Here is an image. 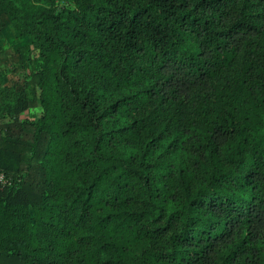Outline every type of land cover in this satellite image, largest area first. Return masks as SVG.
Instances as JSON below:
<instances>
[{
    "label": "trees",
    "instance_id": "16d2710c",
    "mask_svg": "<svg viewBox=\"0 0 264 264\" xmlns=\"http://www.w3.org/2000/svg\"><path fill=\"white\" fill-rule=\"evenodd\" d=\"M16 1L0 264H264V0Z\"/></svg>",
    "mask_w": 264,
    "mask_h": 264
},
{
    "label": "rangeland",
    "instance_id": "374dc122",
    "mask_svg": "<svg viewBox=\"0 0 264 264\" xmlns=\"http://www.w3.org/2000/svg\"><path fill=\"white\" fill-rule=\"evenodd\" d=\"M20 1L16 5L20 6ZM31 6L20 16L27 19L40 4V0H29ZM58 5L73 8L74 5L66 0H55ZM0 126L15 120L20 122H35L39 113V104L31 105L33 95L29 88L31 74L38 68V49L30 35L18 37L5 14H0ZM29 47V52L24 50ZM29 57L33 62H27L21 56ZM2 131V135H3ZM23 197L16 185H9L0 176V204L4 206L22 203Z\"/></svg>",
    "mask_w": 264,
    "mask_h": 264
}]
</instances>
